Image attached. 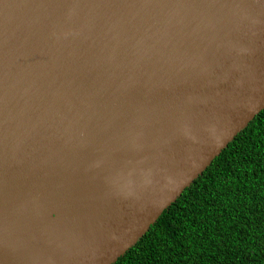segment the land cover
Returning a JSON list of instances; mask_svg holds the SVG:
<instances>
[{"label":"water","instance_id":"water-1","mask_svg":"<svg viewBox=\"0 0 264 264\" xmlns=\"http://www.w3.org/2000/svg\"><path fill=\"white\" fill-rule=\"evenodd\" d=\"M264 108V0H0V264H112Z\"/></svg>","mask_w":264,"mask_h":264},{"label":"trees","instance_id":"trees-1","mask_svg":"<svg viewBox=\"0 0 264 264\" xmlns=\"http://www.w3.org/2000/svg\"><path fill=\"white\" fill-rule=\"evenodd\" d=\"M112 264H264V108Z\"/></svg>","mask_w":264,"mask_h":264}]
</instances>
